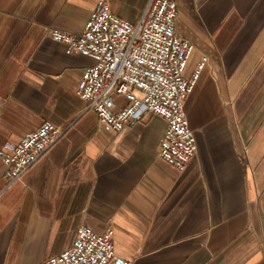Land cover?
I'll use <instances>...</instances> for the list:
<instances>
[{
    "label": "crops",
    "instance_id": "crops-1",
    "mask_svg": "<svg viewBox=\"0 0 264 264\" xmlns=\"http://www.w3.org/2000/svg\"><path fill=\"white\" fill-rule=\"evenodd\" d=\"M100 1L137 24L149 0H0V150L45 122L63 131L10 188L0 160V264H43L81 227L114 230L132 264H264V0H175L195 47L185 78L208 58L186 103L198 152L182 173L159 156L164 119L115 133L76 97L94 61L48 31L80 35Z\"/></svg>",
    "mask_w": 264,
    "mask_h": 264
},
{
    "label": "built area",
    "instance_id": "built-area-1",
    "mask_svg": "<svg viewBox=\"0 0 264 264\" xmlns=\"http://www.w3.org/2000/svg\"><path fill=\"white\" fill-rule=\"evenodd\" d=\"M178 16L175 0H149L139 23L132 24L115 15L107 2L100 1L80 35L50 28L48 36L65 45L67 54L94 61L75 94L95 112L101 124L119 133L135 128L148 116L165 120L159 156L182 173L198 152L186 103L208 58L201 60L191 78H185L195 47L178 34ZM114 96L123 97L126 106L118 108ZM62 135L59 127L45 122L13 149L0 150L7 188L21 180ZM43 264L132 263L116 254L114 230L97 234L81 227L66 251Z\"/></svg>",
    "mask_w": 264,
    "mask_h": 264
}]
</instances>
